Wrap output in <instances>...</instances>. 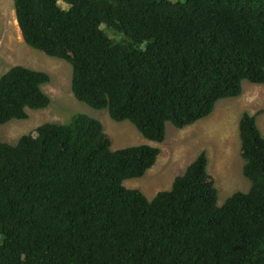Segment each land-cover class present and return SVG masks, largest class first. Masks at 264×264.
<instances>
[{"label":"trees","instance_id":"16d2710c","mask_svg":"<svg viewBox=\"0 0 264 264\" xmlns=\"http://www.w3.org/2000/svg\"><path fill=\"white\" fill-rule=\"evenodd\" d=\"M15 8L27 44L72 65L78 101L151 141L164 142L169 123L207 118L244 82L264 83V0H15ZM50 81L21 65L2 75L0 125L49 107ZM240 136L251 188L223 206L206 151L152 200L127 188L160 148L113 150L86 114L43 124L17 144L0 139V264H264L255 115L243 114Z\"/></svg>","mask_w":264,"mask_h":264},{"label":"rangeland","instance_id":"374dc122","mask_svg":"<svg viewBox=\"0 0 264 264\" xmlns=\"http://www.w3.org/2000/svg\"><path fill=\"white\" fill-rule=\"evenodd\" d=\"M60 5L69 8L63 1ZM102 27L111 38L122 39V35ZM19 65L50 75L51 81L43 90L51 98V104L42 110L28 109L27 119L0 125L2 141L17 144L24 135H36L37 128L43 124H66L76 115L86 114L103 124L113 150L144 144L160 148L156 164L142 178L124 183L127 188L142 191L150 200L159 192L170 190L175 179L183 175L203 151L208 156V172L215 177L219 189V206L237 192L250 191L251 181L243 173L240 121L244 113L255 115L264 135V83L244 82L240 96L220 100L207 118L184 129L169 123L165 141H151L131 122L114 121L107 110H96L78 101L72 91V65L27 44L18 23L15 0H0V78Z\"/></svg>","mask_w":264,"mask_h":264},{"label":"bare ground","instance_id":"6f19581e","mask_svg":"<svg viewBox=\"0 0 264 264\" xmlns=\"http://www.w3.org/2000/svg\"><path fill=\"white\" fill-rule=\"evenodd\" d=\"M156 184V183H155ZM155 188V187H154Z\"/></svg>","mask_w":264,"mask_h":264}]
</instances>
